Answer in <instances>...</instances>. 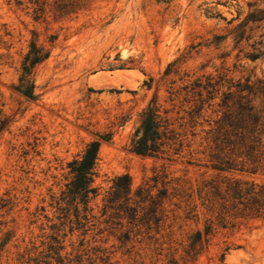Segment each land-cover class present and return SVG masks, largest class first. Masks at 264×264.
I'll list each match as a JSON object with an SVG mask.
<instances>
[{"label":"rangeland","instance_id":"1","mask_svg":"<svg viewBox=\"0 0 264 264\" xmlns=\"http://www.w3.org/2000/svg\"><path fill=\"white\" fill-rule=\"evenodd\" d=\"M263 11L264 0H0V264L39 263L54 237L64 264L76 257L79 264H264V218L224 202L234 182L264 188L263 163L255 172L250 165L218 171L210 158L223 93L244 97L237 82L264 80V56L248 57L264 50ZM32 43L49 56L33 69L30 100L16 88ZM207 78L215 97L191 122L196 97L184 87ZM247 99L264 123V93ZM151 104L181 143L157 158L130 151ZM105 134L90 222L78 229L74 213L62 218L55 201L68 163ZM120 175L132 192L167 191L150 230L103 215Z\"/></svg>","mask_w":264,"mask_h":264},{"label":"trees","instance_id":"2","mask_svg":"<svg viewBox=\"0 0 264 264\" xmlns=\"http://www.w3.org/2000/svg\"><path fill=\"white\" fill-rule=\"evenodd\" d=\"M261 14L258 20H264V11ZM48 56L49 52L32 43L23 59L19 85L16 90L30 100L35 99L33 69ZM259 56H264V50L259 54L248 55L251 60ZM234 87L238 91H246L247 95L235 99L231 92L223 93L218 104L220 117L214 122V128L210 131L212 134L211 166L218 171H243L246 165H250V170L255 172L261 163L264 166V145L261 136L264 134V123L261 121V115L247 97L254 93V90L264 93V80H258L255 85H250L248 82L241 85L237 82ZM186 89H189L191 97H196L193 99L192 108L187 111L192 122L194 118L200 117L205 103L214 99L215 83L208 78L204 83L197 80L191 84L190 88L184 87V90ZM5 126L6 121L0 120V133ZM178 137L179 135L172 128L170 119L162 117L159 109L151 104L143 112L141 123L134 132L130 151L140 156L161 157L166 154V148H171L176 144L181 146ZM110 138V134H105L99 136L98 140H92L79 157L68 163V182L60 198L55 201V205L62 214V218H67L71 211L74 213V223L78 229L86 228L90 222L89 204L97 195L94 180L100 143L109 141ZM178 150L175 149V151ZM166 194V190H161L153 196L151 190L145 186L132 192L129 176L120 175L113 180L103 215L112 211V217L126 220L131 227L143 225L150 230L151 225H157L160 221L157 210L161 199ZM215 194L220 196L219 193L215 192ZM225 194L228 199L225 200L223 197L221 199H224V202L230 199L231 209L237 210L238 214L264 218V188L261 187L258 190L253 187L242 188L240 184L234 182L227 187ZM211 230V226H207L204 236L207 237ZM129 232V230L124 232L125 240H128ZM201 239L202 234L196 233L193 244ZM52 241L53 245L49 247L50 254L37 264H64L65 258L60 254L63 249L61 241L58 237L52 238ZM72 261L79 264L80 257L69 260L67 263ZM104 264L112 263L106 261Z\"/></svg>","mask_w":264,"mask_h":264},{"label":"bare ground","instance_id":"3","mask_svg":"<svg viewBox=\"0 0 264 264\" xmlns=\"http://www.w3.org/2000/svg\"><path fill=\"white\" fill-rule=\"evenodd\" d=\"M126 76V75H128L127 73H118V76Z\"/></svg>","mask_w":264,"mask_h":264}]
</instances>
